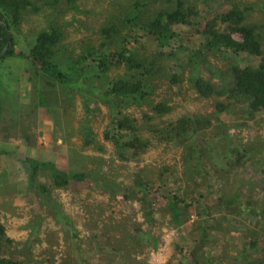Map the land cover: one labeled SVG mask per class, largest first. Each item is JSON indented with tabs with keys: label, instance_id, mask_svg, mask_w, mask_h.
I'll return each instance as SVG.
<instances>
[{
	"label": "rangeland",
	"instance_id": "1",
	"mask_svg": "<svg viewBox=\"0 0 264 264\" xmlns=\"http://www.w3.org/2000/svg\"><path fill=\"white\" fill-rule=\"evenodd\" d=\"M33 1L40 8L26 12L16 31L17 52H27L36 33L51 24L63 30V57H76L101 48L108 68L105 72L82 73L81 77L72 73L67 81L60 83L48 75L38 76L25 57L0 59V222L14 239L7 255L44 262L54 257L57 263L79 264L82 261L73 250L79 245L88 257L87 264H105L106 254L89 249H93L90 244L110 236L113 244L116 241L123 245L141 259V264H179L181 254L189 251L188 242L179 238L180 227L168 218V213L162 215L167 200L157 193L151 196L155 223L150 225L146 221L136 186L137 174L155 186L165 176L191 187L205 177L209 183L225 188H229L234 176L264 207L263 168L258 166L261 161L264 164V111L251 114L239 103H235L234 109L220 111L216 102L225 103L226 98L218 94L203 97L190 79L196 72L218 85V71H226L230 62L242 61L241 55L235 56L226 48L204 50L197 55L199 40L192 38L195 19H203L206 25L212 20V12L225 9L229 3L241 9L247 7L244 21L258 26L264 48V0H181L183 8L192 7L198 13L192 17L191 24L179 25L180 28L171 31L175 45L170 44L169 48L177 51L176 46L182 47L176 57L169 55V48L161 49L152 35L133 30L123 21V16L139 7L140 17L149 20L160 10L173 9L178 0ZM111 22L119 25L120 34L107 38L102 29ZM232 34L237 39V34ZM129 47L138 58L150 59L156 55L157 59L149 65L154 70L147 77L152 85L150 99L141 105L127 102L122 106V111L136 120L140 136L149 139L150 144L138 157L123 159L113 141L105 136L114 117L105 93L114 80L131 76L127 62L114 58ZM159 51L163 53L158 55ZM226 51L229 52L224 54ZM92 58L86 64L94 62ZM173 75L177 76L174 82ZM160 102L169 109L162 113L154 111V105ZM184 116L190 120L187 126L194 124L185 140L167 141L153 132V128L161 129ZM86 138L92 141L86 144ZM195 143L199 146L195 154L197 168L188 162L189 145ZM32 160L42 167L45 164L41 160L56 163L67 172L96 171L104 183L99 185L89 178L56 187L48 172L40 171L36 176L30 173ZM238 163L244 166L237 169ZM187 168L193 169L188 172ZM165 170H168L166 174ZM203 172L207 174L200 178ZM40 183L50 187V202L46 206ZM215 201L211 197L208 203ZM56 208L62 214L59 220L54 214ZM199 210L195 205L188 208L190 219L182 227L187 239L197 235L193 222ZM65 214L78 230L81 241L75 240ZM257 215L252 218L242 211L226 218L225 214L213 212L209 217L214 218L212 223L217 228L222 227L217 238L216 254L221 257L218 264H246L249 259L262 256L260 250L249 253L253 249L246 245L250 238L264 233ZM135 226L142 228L144 245L131 240ZM94 228L98 230L95 234L100 235L98 240L94 239ZM120 237L124 244L119 242ZM153 239L155 243L151 242ZM177 243L182 248H177ZM245 248L247 257L239 256ZM188 260H182V264H189Z\"/></svg>",
	"mask_w": 264,
	"mask_h": 264
},
{
	"label": "trees",
	"instance_id": "2",
	"mask_svg": "<svg viewBox=\"0 0 264 264\" xmlns=\"http://www.w3.org/2000/svg\"><path fill=\"white\" fill-rule=\"evenodd\" d=\"M51 1V0H49ZM47 1V2H49ZM69 2L71 0H68ZM40 6L36 5L33 0H0V52L6 46H12V49H8L5 55L0 59H11L13 57H25L29 60L30 66L34 69L38 76L48 75L49 78H56L57 81L63 83L71 77L72 74L77 77L82 73H92L95 71L105 72L108 68L106 58L104 56L103 49L99 48L96 51H85L84 53L74 57L72 55H61L64 46H61L62 39L64 37L61 27L56 25H49L48 29L40 30L36 33L33 43L29 46L27 52H17L15 50L16 45V31L20 27L23 18L29 10L36 11ZM246 10L248 8L241 9L237 6H232L230 3L225 9L219 12L211 13V21L206 23L203 19H195L196 27L192 31L193 40H199V46L196 49L197 55L202 54L204 50L222 51L226 48L230 50L235 56L241 55V62H230L228 68L218 71L220 83L210 82L201 75L193 74L190 76L193 85L196 90L203 96L209 97L213 94H218L226 98L224 102H216V106L220 111L226 108H233L235 103H239L241 108L247 109L249 113H258L264 111V48L261 40V34L258 32V26L254 23H248L245 20ZM141 9L136 7L130 10L125 16L123 21L127 22L133 30H141L152 35V39L161 49L168 50L170 44H174L172 41V30L175 31L180 28L179 25L191 24L192 17L196 12L192 7L183 8L182 1L178 0L177 5L169 10H160L149 20L140 17ZM102 33L107 38L118 36L120 34V27L116 22H111L102 29ZM237 34V39L233 38V34ZM183 34V33H182ZM188 34V32H187ZM126 36H131L127 34ZM186 36V35H185ZM11 42H9V38ZM127 39V37H122ZM108 40V39H107ZM204 40V42H203ZM104 44V43H103ZM105 45V44H104ZM175 45V44H174ZM179 50H173L169 48V55L172 54L176 57L180 54L182 47L176 46ZM122 49V52L114 56L118 62L126 61L128 64V70L131 71V76L121 77L110 83V87L106 89L105 97L109 104L113 107V119L110 129L105 132V136L110 138L116 145L117 150L123 159L130 157H138L141 151H145L150 144L149 139L143 138L139 134V127L136 124V120L131 118L127 113L122 111V106L127 102H132L136 105H141L144 101L150 99L152 93V85L148 82L147 77L153 73V69L149 65L156 62V55L150 59L138 58L135 51L130 49ZM186 49L187 47H183ZM229 51L224 52L227 53ZM163 52L159 51L158 55ZM98 55V58L94 56ZM94 56V57H93ZM93 57V58H92ZM92 58L94 62L89 65L86 61ZM141 60V61H139ZM143 61V62H142ZM178 61V59H175ZM142 62V63H140ZM145 62V63H144ZM81 73V74H80ZM177 79L176 75H173L171 81L174 82ZM121 107V108H120ZM169 107L163 103H157L154 105V111L162 113L168 110ZM190 121L185 116L178 118L176 121L167 124L165 127L153 128V132L159 134L163 140H185V135L190 134L194 129V124L187 126L186 123ZM210 123V122H209ZM91 131L88 130L87 134ZM231 136V135H230ZM228 139L227 137H225ZM86 144L91 142L92 139L86 138ZM233 145H237L233 143ZM188 150V162L193 163L197 168L195 160V154L198 150V144L189 145ZM2 152V151H1ZM248 154V153H247ZM193 155V156H192ZM250 156V152L248 157ZM45 167L40 166L39 162L31 161L32 167L30 173L36 176L38 172H48L54 181V186L64 187L71 181H85L89 178L98 181L99 185L104 183L100 177L94 172L83 171H65L60 169L56 163L50 161H43ZM244 164V163H243ZM238 163L237 169L244 166ZM239 165H241L239 167ZM57 166V167H56ZM262 167V175H264V164L261 161L258 164ZM49 169V170H42ZM193 168H187L188 172H191ZM261 169V168H260ZM33 170H36L32 173ZM168 170H165L166 174ZM29 173V175H30ZM207 174L203 172L201 177ZM233 175V174H232ZM136 186L140 191V201L146 216V221L153 225L155 223L154 216V202L151 196L153 193H157L161 198L167 200L166 207L162 209V215L168 213V218H172L178 227L179 238L188 242V253L181 254L179 264H182V260H188L189 264H218L221 257L216 254L218 245V234L222 227L219 225L217 228L213 222L214 218H209L213 212L219 214H225L226 218L229 214H239L242 211H247V215L252 218H261L262 226L264 228V207L262 204L257 203L255 198H252L251 193L245 189V184L239 182L234 176L229 184V188L220 185L209 183L208 178L202 179L201 182H196L193 187L188 184L181 185L173 178L165 176L162 183L155 186L152 181L144 178H139ZM254 175L251 176V178ZM199 178V179H200ZM132 189V188H131ZM130 189V190H131ZM39 190L42 197L45 199V206L50 202V187L40 183ZM211 197L216 198L213 204L211 203ZM194 201L197 204H191ZM197 206L200 208L197 215L198 218L193 222L196 234L193 238L187 239L184 236L182 229L184 223L190 219L188 214V208L190 206ZM260 207L262 209H260ZM57 210L54 214L57 220L62 214ZM67 219L66 224L70 226L73 236L76 241H81L79 238L78 230L72 223L71 219L67 215H63ZM132 222V221H131ZM134 233L131 236V240L136 245H141L145 239L141 226L134 227ZM96 240L100 235L97 228L92 229ZM97 236V238H96ZM110 236L99 242L90 244L93 251H102V253L108 256L107 263L105 264H141V259L135 256L134 253H130L123 245H119ZM130 239V237H129ZM119 242H123V238H118ZM132 241V242H133ZM155 239L151 242L155 243ZM14 239L11 238L7 232L5 225L0 222V264H62L57 263L54 257L47 259L48 262L36 261L32 257L26 259L16 258L12 255H7L8 248H12ZM133 243V244H134ZM144 245V243H143ZM248 248L253 249L249 253L260 250L262 256L256 259H249L246 264H264V233L257 234L256 237L250 238L246 242ZM179 246V243L176 244ZM182 246V245H181ZM77 245L73 247L74 253H78L79 264H87L88 257L84 254L85 251L80 249ZM182 248V247H177ZM72 249V247H71ZM246 251L239 252V256L247 257ZM250 255V254H249ZM166 264H172L166 263Z\"/></svg>",
	"mask_w": 264,
	"mask_h": 264
},
{
	"label": "water",
	"instance_id": "3",
	"mask_svg": "<svg viewBox=\"0 0 264 264\" xmlns=\"http://www.w3.org/2000/svg\"><path fill=\"white\" fill-rule=\"evenodd\" d=\"M11 37L9 38V42H11ZM8 49H12V46H6L3 48V50L0 52V57H2L3 55H5V53L7 52Z\"/></svg>",
	"mask_w": 264,
	"mask_h": 264
}]
</instances>
